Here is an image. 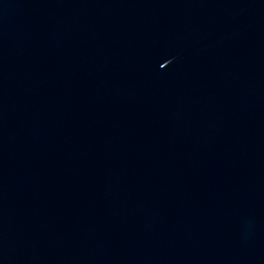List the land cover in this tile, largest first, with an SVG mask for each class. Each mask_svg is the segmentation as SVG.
I'll return each mask as SVG.
<instances>
[{
    "label": "water",
    "instance_id": "water-1",
    "mask_svg": "<svg viewBox=\"0 0 264 264\" xmlns=\"http://www.w3.org/2000/svg\"><path fill=\"white\" fill-rule=\"evenodd\" d=\"M0 264H264V0H0Z\"/></svg>",
    "mask_w": 264,
    "mask_h": 264
}]
</instances>
